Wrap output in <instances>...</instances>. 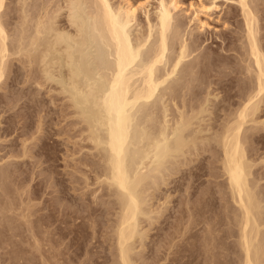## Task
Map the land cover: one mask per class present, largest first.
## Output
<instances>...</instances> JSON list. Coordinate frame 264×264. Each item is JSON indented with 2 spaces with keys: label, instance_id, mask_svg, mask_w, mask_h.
Segmentation results:
<instances>
[{
  "label": "bare ground",
  "instance_id": "6f19581e",
  "mask_svg": "<svg viewBox=\"0 0 264 264\" xmlns=\"http://www.w3.org/2000/svg\"><path fill=\"white\" fill-rule=\"evenodd\" d=\"M221 2L226 10L220 16ZM13 3L7 13L12 24L9 31L6 29L9 23L3 19L4 0H0V82L11 56L24 57L29 68L41 73L45 83L57 80L58 90L67 94L68 106L79 118V141L88 146L90 153H87L91 155L89 160L82 159L80 190L88 191L95 197L96 205H100L63 206L60 198L66 192L58 187L56 195L44 197V212L35 220L29 218L28 210L21 213L22 220L30 225L40 223L43 228L45 264H54L52 260L59 256L62 259V262L58 259L59 264L72 260L62 250L51 251L62 244L66 250L73 247L75 254L84 249L85 253H91L90 229L92 242L100 239V235L95 237L99 231L103 232L104 240L109 235L113 264H136L135 242L143 236L139 234L140 216L149 215L150 211L144 205L162 186L172 185L173 191L179 192L177 188L185 179L191 180L190 184L186 183L185 193L182 192L186 201L196 191L201 197L229 195L227 199L235 205L230 210L234 211L232 226L236 229H232L236 230L233 235L239 251L238 263L264 264L263 197L259 195L260 179L253 175L254 163L248 159L246 147V142L258 135L256 131L250 135L245 133V124L264 123L256 120L264 99V0H195L192 3L190 0L186 8L179 7L180 0H154L153 4L150 0H119L118 3L15 0ZM188 8L191 15L187 17L184 13ZM214 14L223 30L213 34L207 19ZM209 40L216 46H207ZM218 89L223 91L219 92L221 95L215 93ZM235 98L237 104L229 107L219 130L210 136L204 135L213 126L210 123L208 128L205 126L206 130L202 128L206 117L203 105L211 101L218 110L222 102H232ZM206 157L212 159L207 167L203 162ZM205 174L213 177L216 189L208 186L197 190ZM7 177L1 169L0 178L5 181ZM92 185L96 187L91 188ZM102 205L107 206V214L110 209L114 210L113 218L98 219ZM67 234L72 236L63 242ZM208 234L214 231L209 230ZM101 256L108 257L104 253L93 259L91 253L87 261L95 264Z\"/></svg>",
  "mask_w": 264,
  "mask_h": 264
},
{
  "label": "rangeland",
  "instance_id": "374dc122",
  "mask_svg": "<svg viewBox=\"0 0 264 264\" xmlns=\"http://www.w3.org/2000/svg\"><path fill=\"white\" fill-rule=\"evenodd\" d=\"M112 1L115 3L119 2V0L117 1L112 0ZM194 1L195 0H191V3ZM13 2H15V0H4V6H3L4 9H2L4 11L3 19L6 20V22L8 23L9 21H8L7 13L10 11L11 6L13 7L14 5ZM150 2L153 4L154 0H150ZM189 2L190 0H180L179 7L186 8ZM219 4H220L219 8H221V12L219 13V15L221 16L225 12L226 6L224 3L222 5V2ZM189 11L190 10L188 8L187 11L184 13V14L187 13V17L191 15V11L190 12ZM19 13L20 12H18V14ZM216 16L217 14H214L211 16V18L207 19V21L211 25L210 28H213L211 30L213 34L215 33L214 31L219 32L223 30V25L218 21L216 22ZM10 28H12V24L11 23L6 24V29L9 30ZM210 41L211 40L206 42L207 46H210V47L216 46L215 43L213 44L209 43ZM202 46L205 47V44H203ZM15 57L16 56H11L9 58L7 62L5 76L3 77L4 79L1 80L0 82V172L2 169L6 173V177L8 176L5 181H4V178L3 180L2 178H0L1 180L0 185L2 186V187L0 186V192H1L0 193V205L3 203L0 206V264H19V263L20 264H45V261H44L45 251H43L45 249V246H44V240L42 239V234H43L42 226L40 225V223H35V222H32L30 225V223H28L27 221L25 222L24 220H22V217L20 215L22 212H26L28 210V212L31 213V216L29 218H31V220H35V218L38 217V215H40L42 211L44 212L43 202H42L44 197L47 195H52V196L56 195L57 194L56 190L58 187L62 188L64 192H66L67 194V196L66 194L64 196L61 195L60 200L63 206L71 205L70 208L71 207L79 208L80 205H84V204L90 205V203L91 205L95 206L96 205V202L94 201L95 197H93V195H91L86 190H85L86 192L84 191L83 193V191L80 190L82 189L81 187L83 183L82 185L81 183H79V182H82L81 173H79V170L81 169V167H83L81 166V163L84 160L91 158L89 157L91 155L89 154L90 152L87 149L88 146L87 145L85 146L82 142L79 141L80 140L79 131H78L80 127V123L78 120L79 118L73 115L72 112L74 111V109L68 106L70 104L69 103L70 101L66 98L67 94L62 93L58 90L59 83L57 82V80L51 83H45L44 81H42L43 78L41 76V73L36 68H31V67L29 68V66L25 62L26 60L24 57H20V58L18 57L15 58ZM56 90H58V92ZM219 92L223 93V91H220V89H218V92L217 90L215 91V93H218L221 95L222 93H219ZM201 99L202 98H200V100ZM198 103H199L198 101L197 103L194 102V104L196 105ZM261 103L263 104L260 105L261 108L256 114L257 116L256 120L258 119L257 120L258 122L264 120V99ZM177 104L180 105L181 103L178 102ZM236 104H237V98H235L232 102H227V101L222 102L220 104L221 108H218L217 110L216 107L214 108L215 104H212L211 101H207L203 105L205 109V112L203 113V115L206 114L205 115L206 117L202 115L203 118L205 117L204 118L205 121L203 120L201 125H202V128H204L205 130L207 126H210L208 125L210 123H212L213 127L212 129H210V131H205V132L203 131L204 133L203 132L202 133L204 135L207 134V136H210L214 134L215 131L219 130L220 128L219 126H221L219 124L223 122L221 120H223L225 113L228 112L227 111L228 109L236 106ZM210 111L212 113H210ZM214 111L217 112L216 116L213 113ZM207 117H209L210 119ZM252 124L254 123L249 122V124L248 123L245 124L246 125L245 133L247 135H250V133H252L253 131L254 132L256 131V135L258 136L255 140H248L246 142L247 144L246 147L248 146L247 147L248 150L247 149L246 150L248 153L247 154L248 159L254 163V166L252 167L253 175L256 176L257 179H260L259 185H258L259 195L260 197L262 196L264 199V131H263L264 123L263 125L262 123H255L254 125ZM256 124L258 125L260 124V125L257 126V128H255ZM256 129L257 130L259 129V130L257 131ZM247 132H249V134ZM211 143H213V141H211ZM205 156H206V153H205ZM84 157H86V159H84ZM211 161H212L211 158L206 157V159H204L203 162L206 166ZM218 164L219 162L217 163V165ZM57 177H59L60 179ZM76 179L77 180L79 179V181H76ZM201 179H202L201 180L202 183L199 184V187L197 189L198 191H200L204 187L206 188L208 186L210 187L214 186V182L212 183L213 177H211L210 175L205 174L204 177L203 176L201 177ZM188 182L190 184L191 180L185 179L182 181V184L180 185V187L177 188L179 189V192L178 190H175L176 192H174L173 189L171 188L172 185H169V187L162 186L161 189L156 192V195L152 196L150 201H148V203L145 204L147 208L144 205V209H148L146 211H149V210L150 211L148 213L149 215L140 216V218L142 219H141V225H140L141 227L139 229V234L141 233L140 236L142 235L143 236L140 237L141 240L138 238L137 242H135L136 248L134 249L133 253H134V256L137 257L136 259L138 262L136 261V264H146V263L147 264H150V263L151 264H209V262L210 264H239L238 262L240 260L238 258L239 256H237L239 254V251H238V247L236 244V236L233 235V232L235 233L236 231L233 229L234 228L236 229V226L234 225L232 226L233 224L232 216L234 214V211L233 212L231 211L235 209L234 203L230 200V198L229 200L227 199L229 195H210L212 197H215V199L211 198L210 200L209 198L210 196L202 195L201 197V195L197 194L198 193L197 191L194 193V195L190 196L191 198L188 197V200L186 201V199H184L185 195L183 194L185 193V189L187 188L186 183L188 185ZM94 187L96 186L95 185L91 186V188H94ZM213 188L216 189L217 187L215 188L214 186ZM85 193L87 195H85ZM222 196H225L226 199L225 197L223 198ZM102 198L106 199V197H102ZM202 199L203 200L207 199L206 201L208 203L211 202L213 204L211 203L208 204L206 201H202ZM263 199H262V205H263V212H264V200ZM96 200H100V198H97ZM227 200L229 202H227ZM179 201H181L182 204ZM77 202L78 204H76ZM226 202L229 203L228 204L229 211L226 208L228 206L224 207L225 209L222 207L223 205L224 206L227 205ZM189 203L191 206L189 205ZM183 204H185V206L187 204V206L191 208L187 206L184 208ZM195 204H197V206ZM76 205H79V207ZM99 206L100 205L98 204L96 205V207H99ZM104 206L105 207H103L102 205V207L100 208L102 212H100L101 214L99 213L98 219L105 221V219L107 220L108 218H113L111 217L112 216L111 213H113L114 210L110 209L111 210L110 213L107 214L105 212L107 209L106 208L107 206L106 205ZM192 206H196V207H192ZM200 206L203 207V210H201L202 207L200 209ZM183 208L185 210H183ZM204 210H206L207 213L204 212ZM155 211L158 213H156ZM189 211L190 213H188ZM201 211L203 214L200 213ZM223 212H224V215H223ZM182 214L183 216H181ZM191 216H193V218H191ZM177 218L181 220L176 221ZM227 218H230V219H227ZM191 219L192 221H190ZM215 219L217 220L215 221ZM218 220L220 223L218 222ZM187 221L189 224L188 223L186 224ZM184 223L186 224L185 226H184ZM18 225L20 226L18 227ZM173 226H175V228L177 227V229H175ZM228 227H230L231 230ZM209 230L210 231L213 230L214 234H211V235L208 234ZM90 231L92 230L91 229L89 230L88 240L89 242L90 241L91 242H90V246L88 249L91 251L92 256L94 255L93 259L95 258L96 255H104V253L108 255L107 258H104L103 256L97 258V262L95 264H113L112 256H111L112 254L110 255V253H113V251H111L112 250L111 249L112 240L111 239L109 240V235H106L107 239L104 240V236H102L101 234L103 232L99 231L100 233H96L95 237L98 236L99 238V235H100V239H98V242L97 241L92 242L91 240L92 232ZM228 231H229V234H228ZM90 234H91V237H90ZM188 235L190 236L189 238L191 239L187 238ZM33 236L37 237L38 241L35 240V237ZM71 236L72 235L67 234L64 237L65 239L63 242H67ZM211 236L214 237L217 241L213 240L214 238L212 239ZM218 236H219V239H218ZM200 237H201V240L199 239ZM202 237L204 240L202 239ZM207 237L209 239L211 238L215 244L212 242L211 239H210L211 241H208ZM7 240L8 241L10 240V242H8ZM101 240H104V241H101ZM223 241L225 242L223 243ZM179 245H180V248H179ZM30 246L32 247L29 248ZM200 246L201 247L203 246V247L201 248ZM55 247L57 248L55 249ZM218 247H219V250L217 249ZM211 248L213 249L211 250ZM55 250L56 251L62 250L63 252H66V256L67 254L70 255L69 259H72V260H68L67 264H93V262L87 261L91 253H88V254L85 253L86 252L84 251L85 249L83 250V252L79 251V253L75 254L73 252V247L68 248V250H66L64 244H62L60 246H54L53 250L51 249V251L56 252ZM205 253L209 255L207 256ZM202 254L203 255L205 254L204 257H202L203 256ZM212 254L214 255L213 257H212ZM59 257L58 259L60 260V262H62V259ZM58 259L57 260L55 259L56 261L54 259L52 260L54 264L58 262ZM60 262H58L57 264H59ZM211 262H214V263H211Z\"/></svg>",
  "mask_w": 264,
  "mask_h": 264
}]
</instances>
